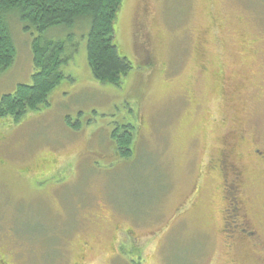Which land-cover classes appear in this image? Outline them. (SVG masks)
<instances>
[{"label": "rangeland", "instance_id": "374dc122", "mask_svg": "<svg viewBox=\"0 0 264 264\" xmlns=\"http://www.w3.org/2000/svg\"><path fill=\"white\" fill-rule=\"evenodd\" d=\"M7 22L17 55L0 101L36 73L39 33ZM90 24L45 34L76 49L48 105L0 118V264H264V237L225 243L222 182L206 166L248 130L238 157L264 235V168L248 156L264 152V0H123L114 43L132 70L120 86L92 75Z\"/></svg>", "mask_w": 264, "mask_h": 264}, {"label": "trees", "instance_id": "16d2710c", "mask_svg": "<svg viewBox=\"0 0 264 264\" xmlns=\"http://www.w3.org/2000/svg\"><path fill=\"white\" fill-rule=\"evenodd\" d=\"M123 0H0V73L12 66L17 55L7 18H19L25 31L39 33L33 43L36 73L33 85H20L14 94L0 101V118L19 121L26 113L48 105L53 90L64 79L61 66L72 59L67 41H51L45 34L52 28L73 29L79 20L88 19L91 27L87 39L88 63L95 80L120 86L122 78L132 70L114 43L115 23ZM116 137V136H115ZM124 158L131 157L132 137H117Z\"/></svg>", "mask_w": 264, "mask_h": 264}, {"label": "flooded vegetation", "instance_id": "af4514ba", "mask_svg": "<svg viewBox=\"0 0 264 264\" xmlns=\"http://www.w3.org/2000/svg\"><path fill=\"white\" fill-rule=\"evenodd\" d=\"M259 90H261V98H264V83H261ZM247 132V129H242L231 149L230 147L229 149L223 147L215 157H211L206 162L207 169L213 173L217 172L221 178V200L228 207L221 212L223 214L221 233L226 238L225 243H229L227 246L231 250L242 246L244 242H252L255 247L263 246L264 235L261 233L262 229L253 224L251 216L252 208L255 207L251 206L248 211L253 199L252 194H250L252 191H249L253 187V175L250 174V168L243 165L238 157L240 156L238 153L239 148L249 140ZM122 134L123 128H116L112 132L111 138L114 140L116 147H119L117 137L126 135L125 133ZM119 149L121 148H115L117 154H119ZM248 156L251 157L252 163L264 168V152L262 150L255 148ZM228 177L231 179L228 180ZM253 178L256 177L253 176ZM229 222L231 223L230 226Z\"/></svg>", "mask_w": 264, "mask_h": 264}]
</instances>
